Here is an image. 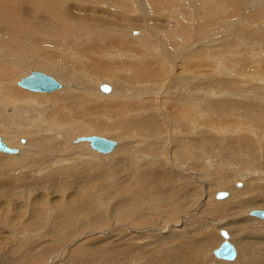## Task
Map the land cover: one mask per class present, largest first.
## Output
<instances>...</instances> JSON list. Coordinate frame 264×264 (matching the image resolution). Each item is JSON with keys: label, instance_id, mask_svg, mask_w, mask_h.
Here are the masks:
<instances>
[{"label": "bare ground", "instance_id": "obj_1", "mask_svg": "<svg viewBox=\"0 0 264 264\" xmlns=\"http://www.w3.org/2000/svg\"><path fill=\"white\" fill-rule=\"evenodd\" d=\"M27 1L25 0L23 4L19 2L2 5V12H0V27L7 33L21 31L23 36L22 43H16L12 51L6 53L2 50L6 57L17 64V69L11 77L7 78L3 75V69L8 74L11 70L10 66H2L3 69L0 66V134L3 135L2 140L8 146L16 147V151L0 150V162L4 161V158L17 157L29 162L44 153L50 155L54 162L60 161L64 167L73 172L76 169V163L81 161L89 169L84 171L85 179L81 181L85 184L101 167V165H98V168L94 166L98 160H110L109 157L106 159V156L112 155H121V159L126 160L131 157H125L127 152H135L134 148H137L141 152V156H138V173V168L134 171L131 165L126 163V166L124 163H118L117 167H110L107 170L117 172L121 169L122 177H125L123 167L125 166L126 172L129 171L132 179L136 178L151 185L139 194L143 196V193L150 192L151 196L148 195L150 202L163 200L169 195L166 199L173 206L172 213L177 215L170 217L164 226L157 224L155 230L163 232L166 228H170L165 234L171 233L174 235L172 238H180L181 241L177 240V243L181 249L174 252L170 249L173 253L166 255V258L172 256L175 261L165 260L163 264H181V258L188 257H190V263L198 261L201 264L202 260L212 255L214 246L212 243L217 239L213 235L216 232L221 233V229L227 231V240L234 247L235 257L232 259L234 261L229 262L219 258L220 260L216 261L218 263L212 260L211 263L206 264H255L264 258V244L259 243L250 247L247 243L249 241L241 238L234 239L237 238L234 236L236 227L234 232H231L228 227L230 221H227L235 216L237 218L238 215L242 216L241 214L250 209L248 214L255 220H252V217L243 219L242 227L245 222L251 221L248 224L253 235L258 236L261 241L264 240V225L257 223L264 224V217L250 213L251 210L264 208V193L263 195L257 193L264 187V152L262 151L264 139L260 137L264 124L256 122L252 111L256 101L264 100L257 89L244 90L240 93L230 75L232 60H235L236 64H241L249 57L255 65L256 58L261 50H264V43L260 46H252L244 39L242 44L247 45L249 55L238 53L233 58L229 55H218L203 47L204 44H210L215 39H221L226 31L231 33L234 31L232 18L228 21L218 19L221 13L226 14L227 11L222 10L215 15L213 13L214 7L222 5L225 0H40L39 8L58 15L64 28L58 29L55 25L50 29L49 36H55L54 52L33 62L25 61L29 51L24 46L28 44V34L18 22V17L29 4ZM192 2H199L198 10ZM238 2L241 8L236 11L239 14L243 12L238 20H243L244 24L252 21L250 13L244 9L264 7V0H238ZM146 4L154 6L150 24L145 23L150 28V34L147 36L144 34V29L137 24L138 21L145 22ZM6 7L8 10H5ZM140 10L143 13L138 16ZM161 10H164L163 15L160 14ZM155 18L167 19L163 38L162 31L153 28L151 22ZM204 23L214 25L216 30H219L215 38L212 35L201 37V28L205 26ZM137 31L140 35L134 34ZM187 33H189L188 37H186ZM236 33L238 34L239 31L237 30ZM209 37L210 39L203 41ZM231 40L225 41L226 50L229 49ZM32 70L46 71L48 73L41 72L61 82L57 80L59 85L50 90H34L20 85L18 80ZM179 74L182 75L183 80L180 85H176ZM220 79L232 83L233 95L238 107L241 108L240 112L250 117L248 124L254 123V126L250 128L241 124L239 129L248 131L252 129V132L247 135H235L232 138H227L231 134L226 131L227 127H216L220 141L232 140L235 143H242V148L229 147L226 154H222L217 149H208V157L203 162L200 160L202 124H211L216 121L226 105L232 104L228 89L221 91L224 99L222 101L219 99V92L214 83ZM102 82L110 85L108 91L100 88ZM239 96L244 100H240ZM75 127H78V130H75ZM91 134L109 136L112 138H107L117 140H114V145L107 151L92 147L87 139L77 140L80 135ZM20 137H23L22 141ZM175 156L181 159H176ZM166 167L174 170L170 169L169 180L164 182L160 174ZM202 171L211 176L227 171L232 175L229 179L219 175L218 180H214L216 187L207 186L204 198L197 200L195 194L198 189L195 187L203 181ZM60 174L57 175V171L52 170L50 165H45L42 182L38 187L41 190L51 189V187L56 190L62 185L60 181L62 173ZM71 176L74 177L72 174ZM122 177L120 183H123ZM129 178L127 182L125 181L126 183L116 188L113 185L107 187L111 182H106L108 184L104 183V185L103 181H101L102 184H98L94 180L90 185V193L88 191L90 195L84 199L89 201L100 199L102 203L109 202L104 197L108 195L102 193L107 187V190L113 189V193L119 199L129 200L134 195V181ZM236 182L243 183L239 187L234 184ZM160 183H164L165 186L162 192ZM15 185L21 189L13 188L16 187ZM15 185L10 186L9 190L11 188L12 191L15 189L22 193L23 188L29 191L37 189L36 185L26 188L29 184L21 182ZM189 187H194V190L189 193L190 199L187 200L184 193ZM218 191H223L226 195L216 196ZM226 201L231 208L223 212L224 205L221 204ZM260 202L262 204H259ZM189 207L191 212L187 211ZM203 207L204 209L201 210ZM198 208L201 210L200 215L197 214ZM217 208L222 209L220 210L222 212L217 213V217L213 216L208 222L206 220L199 225L193 221L195 218H206V210L212 211ZM147 213L145 216L147 219L159 216L156 211ZM180 218L185 219L183 233L176 232L171 227V224ZM43 221L50 228H54L58 220L54 219L53 214L52 219L48 215ZM114 224L116 227L110 226L116 229L106 233V242L118 241L125 247L120 246L117 251H129L132 253L129 259L135 261L136 253L132 252L134 245L131 240H135L136 234L129 236L133 232L123 233L121 229H117L120 224L116 222ZM140 226L145 228V234H151L150 227L153 228V226L149 227L148 224ZM210 226H213L214 232ZM123 227L138 229L132 222L123 224ZM230 227L232 228L233 225ZM239 227L238 229L241 228ZM11 228L19 235L23 234L18 226L14 225ZM195 229L197 233L192 235ZM88 231L86 230L85 233ZM15 233H9L11 240H14ZM204 234L205 239L202 237ZM96 238L97 236L93 239ZM167 239L169 238L155 243L154 250L160 251L166 247ZM72 245H65L56 256L49 257L46 264H53L56 260L61 261L60 256L63 253L68 252L66 253L68 255L81 248L69 251ZM235 246L241 252H237ZM30 249L31 245L23 251L8 249L1 256L0 264H30L33 256ZM237 253H250L254 260H244V257L237 256ZM124 264L135 263L125 262Z\"/></svg>", "mask_w": 264, "mask_h": 264}, {"label": "rangeland", "instance_id": "obj_2", "mask_svg": "<svg viewBox=\"0 0 264 264\" xmlns=\"http://www.w3.org/2000/svg\"><path fill=\"white\" fill-rule=\"evenodd\" d=\"M19 2L20 4H23L25 0H0V12H2V5L15 4ZM27 2L29 4L23 9V12L18 17V22L22 27L25 28L28 34V44L24 46L28 48L29 51L28 55L25 58V61L29 60L33 62L39 58H42V56L44 55L54 52V49L56 48L54 42L55 36H49L50 29L53 28L55 25H57L58 29H63L64 26L62 25V22L58 15L42 11L39 8L40 0H28ZM192 4L197 8V10L199 9V2H192ZM8 7L10 8V6ZM8 7H6L5 10H8ZM153 8L154 6H152L151 4H146L145 12L147 13V17L145 18V22H137V24L144 29V34L146 36L150 34V28L146 24H150ZM238 8H241V5L238 0H225L222 5L214 7V15L222 10L227 11L226 14L221 13L218 19L221 21H228L230 18H232L234 21V31L232 33L226 31V33H224L225 35H222L221 39H215L210 44L206 42L207 44H204V48L210 49L212 52L217 53L218 55H229L233 58L238 53H244L246 55H249V53L247 52V45L242 44V41L244 39L249 41L252 46H260L262 43H264V7L244 9L245 11L249 12L250 17H252V21H248L246 24H244L243 20H238V17H242L243 15V12L239 14L236 11ZM142 13L143 11L140 10L138 16H141ZM163 13L164 10H161L160 14L163 15ZM151 23L155 30L160 29L162 31V38L165 37L163 32H165L167 28V19L155 18L152 20ZM204 24L205 26L201 28V37L204 38L208 35H212L213 38H215L219 30H216L214 25H210L208 23ZM237 30L239 31L238 34L236 33ZM134 34L137 35L139 34V32L137 31ZM188 35L189 33L186 34V37H188ZM22 39L23 36L21 31H13L11 33H7L2 27H0V66L1 68L2 66H10L11 68L8 74L2 68L3 75H6L7 78L12 76L13 72L17 69V64L11 58L6 57L4 53H2V50H4L6 53L12 51L16 43H22ZM207 39H210V37L205 38V40L203 41H207ZM228 40L231 41L229 44V49L226 50V44L224 43ZM29 73H31V71H28L26 74L28 75ZM26 74H24L23 76H25ZM230 75L238 86L240 93L244 90L257 89L264 100V50H261L260 55L256 58L255 65L252 64L251 59L249 57L243 60L241 64H236L235 60H232L230 66ZM182 80L183 77L181 74H179L178 81L175 84L180 85ZM214 85L217 91L219 92L220 101L224 99V96L221 94V91L225 89H228L230 91V98L232 99V104L230 103L226 105L224 110L217 117L216 121L212 122L211 124H202L200 160H202L203 162L206 161V157H208V149H217L220 150L222 154H226L227 149L229 147L242 148V143H235L232 140L220 141L219 136L216 133V127H227L226 131L231 133L227 136V138H232L235 135H247L252 132V129L251 131H248L246 129H239V126L241 124H243L244 126H249L250 128H253L254 126V123L248 124L250 117H247L240 112L241 108L238 107L235 101V97L233 95L232 83L230 81L220 79L217 80ZM20 87L23 88L22 86ZM239 98L242 101L244 100L240 96ZM252 111L257 120L256 122L264 124V101H256L255 105L252 107ZM75 130H78V127H75ZM0 136L1 138H3V135L0 134ZM260 137L264 139V129ZM134 149L135 152H127L125 157H131L126 158V160H122L121 155L106 156V159L110 158V160H98L94 164V166L98 168V165H101V167L99 168L101 171L97 169V173L95 176H93L89 181L85 180L87 182V184L85 182L87 186L81 181L85 179L84 171L87 170L88 167L85 165V163L81 161H78L76 163V169L72 172V170H69L68 168L64 167V165L61 164L60 161L54 162L50 155L44 153L40 154L37 158L29 162H25L24 159L19 157L13 159L4 158V161L0 162V249H2L0 251V258L3 255L4 251L8 249L23 251L27 248V246L31 245L30 252L33 256L32 262L30 264H46L48 258L51 256H56L57 252L64 248L65 245L73 244L69 248V251H72L74 248L80 247L83 250H81L80 248L77 252L70 253L68 255L66 254L68 252L63 253L64 256H60L62 260H56L53 262V264H124L125 262H134L135 264H163V261L165 260L175 261L174 257L168 256V258H166V255L172 254L174 250L179 251L181 249V246L179 247L177 243V240L181 241V239H176L175 237L172 238L174 235L171 233L165 234L167 231L170 230V228H166L163 232H160V230H155V227H157V224H163L162 226H164V224L170 217H174L177 214L172 213L173 206L171 205L170 201L166 199L167 197H169V195H167L166 198H164L163 200H159L157 202H150L148 200V195H150V192H145L143 193V196H139L141 191L148 189L151 185L144 181L137 180L136 178L132 179L129 174V171L126 172L125 163L131 165L134 171L138 168L137 173L139 171L138 156H141V152H139L137 148ZM171 149H175V147H171ZM262 151L264 152L263 148ZM175 158L178 159L180 157L175 156ZM118 163H124L125 166L123 167L125 172L124 174L126 175L125 177H122V172L120 171L121 169H118L117 172L115 170H107L110 167H117L119 165ZM143 164L144 163H142V165ZM45 165H50L52 170L57 171V175H61L60 173H62V178H60L62 185L56 188V190H53L51 187V189L48 188L47 191L45 189L41 190L38 187V185H40L39 183L42 182V176L45 171ZM170 169L173 168L166 167L160 174V178L164 182H167V180H169L168 177L171 173ZM46 172L50 171L46 170ZM111 172L113 175L111 174ZM202 172L203 176L205 177L202 176L203 181H200V185H197L195 187V189H198V192L195 194L197 200H201L204 198L205 193L207 191V186H210L212 188L216 187L214 180L217 181L219 175H222L227 179H229L232 175V173L228 171L220 172L216 176H211L208 173L206 175L204 174L205 171ZM172 173H175V171H172ZM23 174L26 175L24 176ZM71 174L74 175V177L71 176ZM121 177L123 183H120ZM124 178L125 180H123ZM128 178L134 181V195L131 199H119L118 196L116 197L113 193V189L107 190V187L109 185H113L115 188L119 187L120 185H123L127 182L126 180ZM94 180H96L95 182H97L98 184H102L101 181H103V184L105 183L106 185L111 182L102 192L108 195L104 197H106L109 202L107 201L105 203H102L100 199H95L92 201L84 199L90 195V185L92 182H94ZM18 182L29 184V186L27 185L26 188H32V185H36L35 187H37V189L36 191H29L28 189L23 188V190L21 191L22 193H20L19 190H15L17 188L21 189V187L15 185ZM240 183L241 182H236L234 184L239 186L242 185L243 182L241 184ZM12 185L16 186L13 187L15 188L13 191L11 190V188L9 190V187ZM160 185L162 186L160 189V191L162 192L163 189H165V186L164 183H160ZM24 189L28 191H25ZM64 190H67L66 193ZM193 190L194 187H189V189H186L184 196L187 197V200L190 199L189 193ZM257 193H261L263 195L264 187L259 189ZM214 199L216 198L214 197ZM205 200H207V198ZM227 202L228 201L221 204L222 206L224 205L223 212H227V210L231 208V205L228 204L229 202ZM259 204L262 203L260 202ZM202 209H204V207L201 208V210ZM260 209L264 208L260 207ZM201 210L197 212L198 215L201 214ZM220 210L222 209L218 210L217 208V210L213 209L212 211L206 210V218H195L193 219V221L201 225L203 221L207 220L208 222L213 216L217 217V213L219 214V212H222ZM249 210L250 209H248L244 213L242 211V216L238 215V218L237 216H235L233 218H230L231 220H227L228 222L230 221V225H233L232 228L230 227V225H226H228L229 229H231V232H234V227H236L234 236H237V238L234 239L241 238L244 241H249L247 243L250 247L259 243L264 244V240L261 241V239L258 236H254V233L250 230V225L248 223H251V221L245 222L244 227H242L243 219H250L252 217L251 219L255 220L253 216H250L248 214ZM154 211H156L159 216L152 219L145 218V216L148 214L147 212ZM187 211L191 212V208L189 207ZM50 213H53L54 219L57 218L58 220L54 228H50L49 225H47L43 221L48 215L49 218L52 219L53 214ZM76 219L81 220V222L79 220L75 221ZM184 220V218L176 220L175 223L171 224V227H173L176 232L183 233L185 231ZM114 222H116L118 225L120 224L117 229H121L123 233L133 232V234L129 236L136 234L135 240H131L134 245L132 252L136 253V256L134 257L136 258L135 261H131L129 259V255H132V253H130L129 251H117V248H119L120 246L121 248L125 247L124 245H121V243H119L118 241H115V243L111 241L106 242V233H108L109 230L113 231L116 229L113 228V226H110L114 225V227H116ZM128 222L134 223L138 229H130L127 227L124 228L123 224H128ZM257 223H261L259 225H264L262 222ZM143 224H148L149 227L153 226V228L150 227V235L145 234V228H141L142 226L140 225ZM14 225L21 228L23 234L19 235L18 233H15V231L11 228V226ZM213 226H210V229H212V231ZM238 227L240 229H238ZM205 228L207 229V225H205ZM86 230L90 231L85 233ZM93 231L96 232L93 234L91 233ZM12 232L15 233L14 240H11L9 236V233ZM196 233L197 229L192 232V235H195ZM96 236L97 238L93 239ZM213 236L218 239H216V241L218 242L216 243V241H213L212 244L214 246L212 249V255H210V258L206 257V259L202 260L203 262H201V264H206L207 262L211 263L212 260L213 262L218 263L216 261L220 260L219 258L215 257V255L213 254V250L221 244V242L224 240V237L219 232L218 234L217 232L214 233ZM202 237L205 239V234L202 235ZM166 238H169L165 240L166 247L162 248L160 251L154 250V247L156 246L155 243ZM195 241H197V239ZM168 244H170V246H168ZM235 247V249H237V252H241V250H238L239 248L237 246ZM34 248L36 250H34ZM103 249H105V251ZM170 249L173 252H170ZM237 256H241V258L244 257L243 259L248 261L254 260L253 256H251L250 253H237ZM100 258H103V260H100ZM189 258L190 257L186 259L181 258V264L200 263L198 261H196V263H190L191 260ZM118 259L121 260L119 261ZM226 261L233 262L234 260ZM263 263L264 258H262L255 264Z\"/></svg>", "mask_w": 264, "mask_h": 264}, {"label": "water", "instance_id": "obj_3", "mask_svg": "<svg viewBox=\"0 0 264 264\" xmlns=\"http://www.w3.org/2000/svg\"><path fill=\"white\" fill-rule=\"evenodd\" d=\"M18 83L24 87L34 89V90H50L54 88V86L59 85L58 81L39 70H33L28 75L23 76L18 80ZM100 88L104 91L109 90V85L102 82L100 84ZM23 139V138H20ZM78 139H87L90 142V145L100 151H107L111 149L114 145V140L109 139L102 135L91 134V135H80L77 137ZM0 150L6 152H14L16 151V147L8 146L0 136ZM226 195L225 192L218 191L216 196ZM251 214L258 215L264 217V209H256L251 210ZM221 234L224 236V240L221 244L213 250V254L217 258L232 260L235 257V250L231 243L228 242L227 237L228 233L225 229L220 230Z\"/></svg>", "mask_w": 264, "mask_h": 264}]
</instances>
